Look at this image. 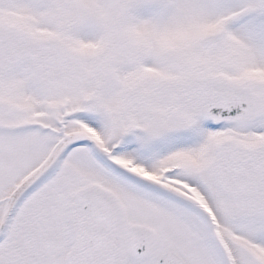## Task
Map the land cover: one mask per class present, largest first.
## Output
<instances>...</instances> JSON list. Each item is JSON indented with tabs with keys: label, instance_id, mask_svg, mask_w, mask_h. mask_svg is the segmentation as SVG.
<instances>
[{
	"label": "snow or ice",
	"instance_id": "1",
	"mask_svg": "<svg viewBox=\"0 0 264 264\" xmlns=\"http://www.w3.org/2000/svg\"><path fill=\"white\" fill-rule=\"evenodd\" d=\"M0 264H264V0H0Z\"/></svg>",
	"mask_w": 264,
	"mask_h": 264
}]
</instances>
